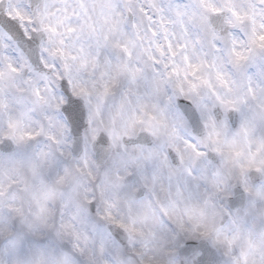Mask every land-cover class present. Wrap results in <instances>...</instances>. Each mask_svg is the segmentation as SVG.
<instances>
[{"label": "clouds", "instance_id": "9594fccd", "mask_svg": "<svg viewBox=\"0 0 264 264\" xmlns=\"http://www.w3.org/2000/svg\"><path fill=\"white\" fill-rule=\"evenodd\" d=\"M41 2L32 0L34 10ZM217 30L223 32L224 25L219 24ZM42 35L36 34L37 41L55 46L47 44L46 36L41 39ZM191 39L197 42L199 53L192 55V62L206 59L212 65H202L199 76L214 85L217 70L239 79L226 43L217 50L211 38L197 29H193ZM7 54L17 66L23 65L18 53ZM40 55L39 43L25 45L24 57L35 72L25 70L15 81L18 87L4 89L7 111L14 117L19 118L35 100L26 81L31 77L39 84L36 73L53 75L56 71L44 68ZM49 62L60 64L53 58ZM144 67L138 81L139 101L133 97L128 103L117 91L115 98L100 103L91 124H87L85 110L86 128L79 135L69 132L65 139L58 129L49 128L62 141L60 145L40 137L21 148L6 139L7 117H0V181L9 186L14 176L25 180L15 185L21 192L17 205L22 215H13L0 226V264H202L208 253L214 254L215 264H231L230 256L225 255L226 238L237 227L254 225L257 232H264V199L255 195L256 188L264 187V176L254 174L248 185L251 191L246 192L227 155L214 151L216 145L208 135L211 128L200 118L192 102L195 94L189 91L183 73L169 77V69L163 65L158 72L150 63ZM72 71L78 86L92 89V75L79 70L76 62ZM178 83L183 85L184 94L179 92ZM198 91L211 106L214 97L210 89L200 86ZM217 91L224 93L218 86ZM214 111L222 119V110ZM33 117V121H25L27 130H34L38 126L35 122L43 120L39 112ZM239 125V114L231 113L228 135ZM93 128L101 129L96 140L91 139ZM105 128L120 137L115 146ZM261 133L264 126L257 135ZM101 135L106 142H100ZM173 142L181 149L183 163ZM186 142L195 144L203 155L197 157ZM37 145L47 146L57 158L55 167L43 172V185L21 162ZM137 146L156 148L159 157L141 161ZM164 158L174 173L160 164ZM138 163L143 166L138 168ZM25 186L30 189L27 194L23 193ZM233 254H238L236 246Z\"/></svg>", "mask_w": 264, "mask_h": 264}, {"label": "snow or ice", "instance_id": "6c2138e0", "mask_svg": "<svg viewBox=\"0 0 264 264\" xmlns=\"http://www.w3.org/2000/svg\"><path fill=\"white\" fill-rule=\"evenodd\" d=\"M221 23L223 32L217 30ZM193 29L210 37L217 50L227 44L230 62L239 79L217 70L214 85L198 75L202 65L209 68L212 65L206 59L192 62V55H199L197 42L191 39ZM37 33L43 34L41 39L46 36L47 44L55 46L37 41ZM37 43L43 67L56 71L53 75L36 73L40 76L39 84L31 77L26 81L35 100L17 118L7 111L4 89L18 87L15 81L25 70L35 72L24 57V46ZM9 51L24 59L22 66L13 62V57L7 54ZM49 58L59 60L60 64L50 63ZM73 62L79 70L94 77L91 90L74 82ZM149 63L154 72H158L160 65L169 69V77L183 73L189 91L195 94L192 102L200 118L211 128L208 135L216 145L214 151L227 155L238 170L244 190L251 191L248 185L254 174L264 176V133L257 135L264 126V0H163V3L147 0L144 4L139 0H42L35 10L32 0H0V117H7L6 139L23 148L40 137L60 145L62 141L49 131L53 127L65 139L69 132L79 135L86 128L85 110L87 124H91L93 113L99 114L100 103L115 98L117 91L128 103L133 97L139 101L138 81ZM200 86L210 89L214 97L211 106L199 94ZM217 86L224 90L223 94L217 91ZM177 88L181 94L185 93L182 84L178 83ZM216 108L222 110V119L216 115ZM34 112H39L43 120L35 122L38 126L34 130H27L25 121H33ZM231 113L239 114L240 125L229 136ZM91 131V139L96 140L101 129ZM103 131L113 137L115 146L120 137L107 128ZM99 139L106 142L103 135ZM85 140H88L87 132ZM188 146L197 157L203 155L195 144ZM137 147L141 161L159 157L156 148ZM172 147L183 163L181 149L175 142ZM21 162L32 178L43 185V172L54 168L57 158L47 146L37 145ZM160 164L174 173L166 158ZM142 166L137 164L138 168ZM63 179L61 176L60 182ZM24 183L23 176L12 177L9 186L0 181V226L7 224L13 215H22V208L17 205L21 192L15 185ZM29 191L25 186L23 193ZM255 195L264 199V187L256 188ZM226 244L225 255L230 256L231 264H264V232H257L254 225L237 227L226 238ZM233 246L238 248V254H233ZM206 255L202 264H215L214 254Z\"/></svg>", "mask_w": 264, "mask_h": 264}]
</instances>
